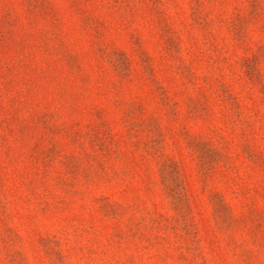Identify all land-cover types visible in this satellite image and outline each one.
Returning a JSON list of instances; mask_svg holds the SVG:
<instances>
[{"label": "rangeland", "instance_id": "obj_1", "mask_svg": "<svg viewBox=\"0 0 264 264\" xmlns=\"http://www.w3.org/2000/svg\"><path fill=\"white\" fill-rule=\"evenodd\" d=\"M0 264H264V0H0Z\"/></svg>", "mask_w": 264, "mask_h": 264}]
</instances>
